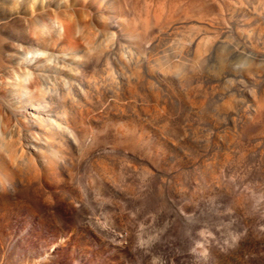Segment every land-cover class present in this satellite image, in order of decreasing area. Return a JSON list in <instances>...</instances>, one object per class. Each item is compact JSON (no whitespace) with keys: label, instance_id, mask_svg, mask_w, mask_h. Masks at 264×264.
<instances>
[{"label":"rangeland","instance_id":"374dc122","mask_svg":"<svg viewBox=\"0 0 264 264\" xmlns=\"http://www.w3.org/2000/svg\"><path fill=\"white\" fill-rule=\"evenodd\" d=\"M76 1L0 70V264H264V0Z\"/></svg>","mask_w":264,"mask_h":264},{"label":"bare ground","instance_id":"6f19581e","mask_svg":"<svg viewBox=\"0 0 264 264\" xmlns=\"http://www.w3.org/2000/svg\"><path fill=\"white\" fill-rule=\"evenodd\" d=\"M54 9L72 24L76 22L82 24L84 31L94 19L92 14L87 17L85 9L76 0H0V70L7 69L24 49L39 48L53 55L60 53L59 47L47 49L49 33L42 24L46 13ZM29 29L36 32L35 39L27 38ZM5 111L11 115L21 116V110L10 112L5 108ZM16 243L13 235L0 236V253L10 255Z\"/></svg>","mask_w":264,"mask_h":264}]
</instances>
